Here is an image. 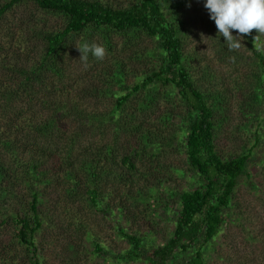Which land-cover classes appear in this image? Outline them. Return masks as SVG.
Returning <instances> with one entry per match:
<instances>
[{"label": "trees", "instance_id": "trees-1", "mask_svg": "<svg viewBox=\"0 0 264 264\" xmlns=\"http://www.w3.org/2000/svg\"><path fill=\"white\" fill-rule=\"evenodd\" d=\"M0 3V64L6 74L0 76V152L7 157L0 156V235L11 238L0 239V264H43L36 236L48 216L43 206L51 189L55 208L70 214L95 254L107 257L110 251L88 229L84 211L105 213L124 238L128 248L116 255L119 262L207 264L204 250L232 218L237 187L241 179L251 180L253 148L264 145V132L240 154L224 158L216 149L223 100L202 91L191 73L178 14L182 0H132L124 8L102 0ZM26 5L35 11L19 17L15 12ZM47 15L60 18L63 26L46 29L42 16ZM254 32L246 35L252 51L248 66L257 73L242 115L250 117L246 128H264V52L252 44ZM97 34L110 50L111 35H121L124 50L135 60L140 57L136 41L152 39L154 52L148 54L156 64L130 85L125 64L117 61L106 73L107 91L85 89L81 97H69L61 60L77 39L81 46L96 44ZM100 93L111 97H95ZM108 98L107 110L92 109V100L99 105ZM133 99L139 117L126 118ZM170 149L185 154L183 167L174 172L191 174L190 189L176 190L172 177L162 173L158 158ZM147 159L155 166L147 167ZM156 206L173 214L174 229L164 245L154 248L145 234L126 224L143 207L152 218L147 208ZM159 216L156 211L153 218Z\"/></svg>", "mask_w": 264, "mask_h": 264}, {"label": "rangeland", "instance_id": "rangeland-1", "mask_svg": "<svg viewBox=\"0 0 264 264\" xmlns=\"http://www.w3.org/2000/svg\"><path fill=\"white\" fill-rule=\"evenodd\" d=\"M102 1L114 7L124 8L132 0ZM182 2L183 7L178 11L180 29L183 31L181 36L185 40V52L192 59L191 73L196 74L194 76L196 85L202 91L208 90L213 94H219L223 100V105L219 107L218 118L221 120L222 127L217 132L216 149L224 158L240 154L243 149H251L254 146L255 134L264 132V128H258L256 124H248L246 128L250 117L244 119L242 115V110L247 111L245 104L250 94L249 87L257 73L256 67L248 66L252 51L247 34H241L243 40L240 49L225 50L222 43H226V40L219 36L215 22L210 19L203 0H182ZM29 11H35V7L26 5L15 13L20 17ZM42 19L46 23V29L50 31L58 30L63 26L62 20L58 17L47 15L42 16ZM41 27L39 25L38 28L41 29ZM237 34L234 30L233 35ZM258 35V30H255L252 44L264 52V34ZM111 39L114 48L110 50L99 34L95 37L96 44L105 49L102 60L88 57L86 60H81L82 54L77 48L81 46L78 39L69 48L68 56H64L61 60L63 64H60L64 70L62 78L69 79L63 83V86L67 87L69 97H81L85 89L95 88L107 91L106 73L114 70L113 67L117 61L125 64L126 79L130 85L141 81L139 77L156 64V60L149 55L154 52L155 47L152 39L143 36L136 41V47L140 53L137 60L131 56L130 52L124 50L125 38L121 35H111ZM1 66L0 64V69ZM1 74L6 75L4 69L0 70V76ZM112 84L111 88L117 90L113 80ZM104 95L105 93H100L95 97H111ZM107 100L110 101L109 98L105 99L103 103H98L99 105H97L98 99L92 100L91 102L94 103L92 109L94 110L96 105L100 110H107L109 107ZM163 101L164 99H160V102ZM134 105H136V99H133L131 105L127 107L126 118H129L132 113L133 117H139L137 107ZM163 109L164 106L160 105L159 110ZM155 111L159 112L158 109ZM149 116H154V112H151ZM154 124L158 125L157 122H153ZM253 153L256 161L251 166V180L241 179L234 200L238 201V206L233 208L232 218H227L221 232L204 250L207 264H264V145L254 146ZM0 156L7 159L1 152ZM185 157L182 151L174 152L170 149V153L158 158L159 164L164 167L161 170L162 173L172 177L174 182L172 186L179 191L190 189L192 185L190 173L179 175L174 172L175 167H183ZM158 160L155 159V162L157 163ZM143 163L147 167L155 166L149 159L144 160ZM49 192L48 201L43 206L45 210L47 209L48 216L44 228L36 236V245L40 249L43 264H145L144 262H119L116 255L128 248L124 238L116 233L111 220L105 213L91 212L87 215L84 211L81 216L89 218L88 229L95 235V239L110 251L107 257L93 253V248L87 243L85 232L78 230V233L75 230L76 226L71 222L70 214L61 207L55 208L56 194L52 189ZM141 209H143L142 212L137 214L133 223L126 224V227L131 231L145 234L149 240V247L156 248L164 245L174 229L173 214L164 213L163 206H156L153 209L147 208L148 213L152 210L151 218L150 215L145 214L144 207ZM156 211L161 214L159 216L161 218H153ZM8 230L1 234L9 233ZM0 239H4V236L0 235ZM10 240V236L4 239L5 242Z\"/></svg>", "mask_w": 264, "mask_h": 264}, {"label": "clouds", "instance_id": "clouds-1", "mask_svg": "<svg viewBox=\"0 0 264 264\" xmlns=\"http://www.w3.org/2000/svg\"><path fill=\"white\" fill-rule=\"evenodd\" d=\"M203 3L230 51L242 46L241 34H250L253 29L258 30L259 35L264 34V0H203ZM234 30L238 33L236 36ZM77 48L82 54L81 60H86L89 53L99 60L105 55V49L97 44L85 42Z\"/></svg>", "mask_w": 264, "mask_h": 264}]
</instances>
